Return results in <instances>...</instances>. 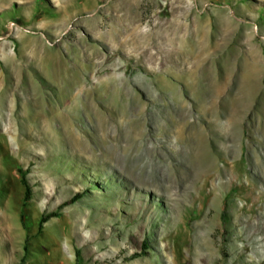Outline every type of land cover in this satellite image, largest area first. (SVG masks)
<instances>
[{
    "label": "rangeland",
    "instance_id": "1",
    "mask_svg": "<svg viewBox=\"0 0 264 264\" xmlns=\"http://www.w3.org/2000/svg\"><path fill=\"white\" fill-rule=\"evenodd\" d=\"M0 264H264V0H0Z\"/></svg>",
    "mask_w": 264,
    "mask_h": 264
},
{
    "label": "trees",
    "instance_id": "2",
    "mask_svg": "<svg viewBox=\"0 0 264 264\" xmlns=\"http://www.w3.org/2000/svg\"><path fill=\"white\" fill-rule=\"evenodd\" d=\"M21 182L23 184V186L25 187V197H24V203L28 202L30 199V189H29V184L27 182L26 179V174H24L21 170ZM78 197H75L72 199V203H74L75 201H77ZM59 213L58 212H53L51 214L46 215L41 221H40V225H39V232L42 230L43 225L48 222L51 218L53 217H58ZM79 253V252H78Z\"/></svg>",
    "mask_w": 264,
    "mask_h": 264
},
{
    "label": "bare ground",
    "instance_id": "3",
    "mask_svg": "<svg viewBox=\"0 0 264 264\" xmlns=\"http://www.w3.org/2000/svg\"><path fill=\"white\" fill-rule=\"evenodd\" d=\"M204 31V30H203ZM178 36V35H177ZM181 36V35H180ZM184 38V37H183ZM187 38V37H186ZM131 39V38H130ZM137 39V38H136ZM135 40V39H133ZM174 40V39H173ZM179 40H183L182 38L179 39ZM191 40H194L193 38H191ZM94 66H97V67H100L101 65L100 64H95ZM250 71V70H249ZM246 76V75H245ZM255 76H246L245 77V81H243V83L241 84L240 86V90L239 92L244 94L246 92H251V90L253 89L254 90V86L255 84H253V81L256 82L257 78H254ZM243 78V77H242ZM257 85V84H256ZM238 92V93H239ZM183 104V103H182ZM104 119V118H103ZM63 122H66V121H63ZM112 124V123H111ZM104 127V126H103ZM104 129V128H103Z\"/></svg>",
    "mask_w": 264,
    "mask_h": 264
}]
</instances>
